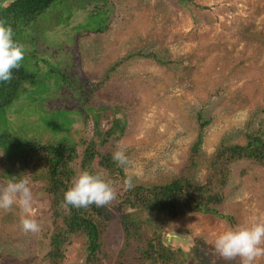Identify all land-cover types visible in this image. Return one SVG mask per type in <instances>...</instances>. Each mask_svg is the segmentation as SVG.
Returning <instances> with one entry per match:
<instances>
[{"label": "rangeland", "instance_id": "rangeland-1", "mask_svg": "<svg viewBox=\"0 0 264 264\" xmlns=\"http://www.w3.org/2000/svg\"><path fill=\"white\" fill-rule=\"evenodd\" d=\"M96 25L101 28H89ZM26 31L25 73L17 69L0 85V105L11 99L0 107V133L22 143L70 142L79 154L76 175L87 145L109 154L114 175L97 160L92 168L118 195L126 174L134 186L168 184L182 172L203 185L221 143L243 145L245 133L253 132L264 141V0H57ZM199 113L208 125L192 166L187 161ZM113 121L118 127L108 137ZM121 148L127 166L112 159ZM18 150L0 144V187L19 177ZM215 189L223 196L214 206L218 215L170 219L134 212L115 197L102 206L110 216L101 229L105 250L99 259L108 251L111 264H157L151 259L161 243L175 252L173 264H240L239 257H220L213 241L237 224L264 221V166L234 162L225 186ZM32 192L30 214L39 231L21 230L18 207L0 210V264H51L49 198L44 188ZM86 261L80 237L62 248L56 264ZM254 264H264V256Z\"/></svg>", "mask_w": 264, "mask_h": 264}, {"label": "trees", "instance_id": "trees-1", "mask_svg": "<svg viewBox=\"0 0 264 264\" xmlns=\"http://www.w3.org/2000/svg\"><path fill=\"white\" fill-rule=\"evenodd\" d=\"M56 1L5 0L6 3H9L0 6V20L11 25L14 32L13 38L21 43L24 40L23 36L27 35L26 28L42 16ZM58 25L55 26L58 27ZM101 25L89 26V28L97 27V29H100ZM53 28L55 29V27ZM63 30L64 25L61 24V32L59 33H65ZM160 63H163V65L168 64L163 61H160ZM20 68L18 70L21 72H18L24 74L25 71ZM15 70L17 69L13 70V74ZM5 83L7 82H2L0 85L2 86ZM10 101V98L3 100L0 107L4 103H10ZM203 121L199 113L197 115V141L193 145L190 159L187 161L192 166V159L199 154L204 128L208 125L206 121ZM117 127L118 122L113 121L112 128L106 132L107 136H111L113 129ZM255 133H245L246 141L243 145L223 142L215 149L208 162L210 177L205 184L194 185L190 179L185 177L188 176L187 173L182 174V172L177 175L180 177L173 178L168 184L148 187L136 185L128 190H124L123 187L122 193L115 196L119 199L118 204L122 207L128 206L134 212L142 209L150 213L154 212L156 215L163 214L169 219L191 213L218 215L214 206L223 200V196L216 192L215 188L225 186L230 165L237 161H250L264 166V141ZM96 136L100 137L98 131ZM20 141L17 139L11 140L9 136L0 133V144L14 145L23 154L18 176H28L32 191L38 187L44 188L48 195L52 232L49 236L47 258L51 264H56L60 259L61 250L65 245H70L74 239L80 237L83 240L86 253V264H111V255L108 251L102 254V257L105 255V260L99 259V255L105 250L100 233L102 226L105 228L107 225L105 218L110 216V212L108 213L105 208L102 206L97 207L95 204L87 208H73L71 205L63 206V193L76 176L73 168L74 161L79 159L76 146L65 140L48 144H37L30 141L22 143V140ZM89 144L92 145V142ZM96 160L99 168L107 171L110 175H114L115 164L111 161V156L100 154L96 148L89 150L88 145L84 148L80 158L79 173L88 170L100 174L99 171L92 168ZM216 177H220V185L215 184ZM220 217L225 218L221 215ZM123 233H125V241H129L127 227L124 228ZM157 246H160V248H157L156 252L153 251L154 255L151 262L173 264L176 260L173 257L175 252L171 249H165L161 243H157ZM142 261L146 262L143 256Z\"/></svg>", "mask_w": 264, "mask_h": 264}, {"label": "clouds", "instance_id": "clouds-1", "mask_svg": "<svg viewBox=\"0 0 264 264\" xmlns=\"http://www.w3.org/2000/svg\"><path fill=\"white\" fill-rule=\"evenodd\" d=\"M5 2V1H4ZM3 5V4H2ZM1 5V6H2ZM11 25L0 20V83L9 82L13 78V70L19 69L25 57V46L15 40ZM2 155V154H0ZM112 159L118 166L129 165V157L125 151L117 149ZM28 176L9 179L0 187V210L10 211L13 206L23 213L19 218V226L25 233L39 231L38 221L30 214L33 203V192ZM133 175L126 174L123 180L124 190L132 188ZM116 196L110 180L101 174L83 170L72 180L63 193V206L87 208L95 204L106 206ZM171 239V237H169ZM264 221L254 219L237 224L216 235L213 246L215 251L225 260L240 258V264H254L258 257L264 256Z\"/></svg>", "mask_w": 264, "mask_h": 264}, {"label": "water", "instance_id": "water-1", "mask_svg": "<svg viewBox=\"0 0 264 264\" xmlns=\"http://www.w3.org/2000/svg\"><path fill=\"white\" fill-rule=\"evenodd\" d=\"M5 0H0V6L4 3Z\"/></svg>", "mask_w": 264, "mask_h": 264}, {"label": "flooded vegetation", "instance_id": "flooded-vegetation-1", "mask_svg": "<svg viewBox=\"0 0 264 264\" xmlns=\"http://www.w3.org/2000/svg\"><path fill=\"white\" fill-rule=\"evenodd\" d=\"M9 2H7L6 4H8ZM4 4V3H3ZM3 6V5H2Z\"/></svg>", "mask_w": 264, "mask_h": 264}]
</instances>
